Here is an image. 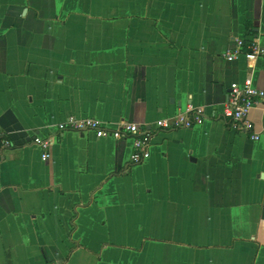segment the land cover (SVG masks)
Returning a JSON list of instances; mask_svg holds the SVG:
<instances>
[{
    "label": "crops",
    "instance_id": "obj_1",
    "mask_svg": "<svg viewBox=\"0 0 264 264\" xmlns=\"http://www.w3.org/2000/svg\"><path fill=\"white\" fill-rule=\"evenodd\" d=\"M243 38L264 46V0H0V264H264V109L257 141L221 117L264 90V59L223 57ZM69 115L149 130V158Z\"/></svg>",
    "mask_w": 264,
    "mask_h": 264
},
{
    "label": "built area",
    "instance_id": "obj_2",
    "mask_svg": "<svg viewBox=\"0 0 264 264\" xmlns=\"http://www.w3.org/2000/svg\"><path fill=\"white\" fill-rule=\"evenodd\" d=\"M233 47L227 50L223 57L227 62H233L240 57L252 62L264 59V46H261L253 39H234ZM260 106L264 109V90L255 88L250 79L244 81L241 86L233 85L225 99L221 117L228 126L236 132L249 134L252 141L259 140V134L255 132L253 123L248 116L250 111ZM205 120L201 108H188L184 113L177 114L170 118H164L157 122L156 127L163 131L191 129ZM58 132L74 131L85 134L92 133L96 139L111 137L119 139L130 136L132 138V151L129 159L131 166L145 162L150 155L152 135L149 130H140L139 126L133 123H121L118 128H109L103 122L94 118H81L76 115H69L57 124ZM35 144L41 154V160L46 162L50 158V147L53 143L51 137L41 138L33 136ZM4 147H9L8 141H3ZM129 165V166H130Z\"/></svg>",
    "mask_w": 264,
    "mask_h": 264
},
{
    "label": "trees",
    "instance_id": "obj_3",
    "mask_svg": "<svg viewBox=\"0 0 264 264\" xmlns=\"http://www.w3.org/2000/svg\"><path fill=\"white\" fill-rule=\"evenodd\" d=\"M3 141H8L9 142V147H12L13 146V144H12V142H11V140H9V138H0V147H1V145H2V143H3Z\"/></svg>",
    "mask_w": 264,
    "mask_h": 264
},
{
    "label": "water",
    "instance_id": "obj_4",
    "mask_svg": "<svg viewBox=\"0 0 264 264\" xmlns=\"http://www.w3.org/2000/svg\"><path fill=\"white\" fill-rule=\"evenodd\" d=\"M262 177H263V175H262Z\"/></svg>",
    "mask_w": 264,
    "mask_h": 264
}]
</instances>
